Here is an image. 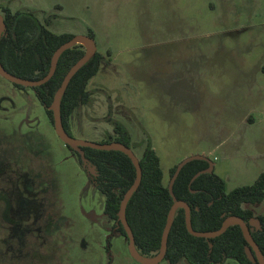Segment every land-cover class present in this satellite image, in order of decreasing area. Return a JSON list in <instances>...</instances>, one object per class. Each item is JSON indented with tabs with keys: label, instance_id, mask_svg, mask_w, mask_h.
Listing matches in <instances>:
<instances>
[{
	"label": "rangeland",
	"instance_id": "rangeland-1",
	"mask_svg": "<svg viewBox=\"0 0 264 264\" xmlns=\"http://www.w3.org/2000/svg\"><path fill=\"white\" fill-rule=\"evenodd\" d=\"M0 1L55 33L93 32L104 58L87 85L89 102L70 117L75 139L100 142L121 123L137 156L150 140L165 183L172 166L197 156L212 162L226 192L264 171V0ZM22 132L49 163L40 176L7 162L0 174V264H142L113 232L103 196L34 91L0 76L2 159L13 156L1 151ZM244 206L264 213V200Z\"/></svg>",
	"mask_w": 264,
	"mask_h": 264
},
{
	"label": "trees",
	"instance_id": "trees-1",
	"mask_svg": "<svg viewBox=\"0 0 264 264\" xmlns=\"http://www.w3.org/2000/svg\"><path fill=\"white\" fill-rule=\"evenodd\" d=\"M3 28L0 35V64L9 73L30 80H39L49 71L51 56L62 43L70 40V33H55L48 29L47 22H41L28 10H12L0 1ZM87 36L92 38L93 32ZM79 43L66 48L57 58L54 72L43 84L31 87L53 124L49 109L53 96L68 69L85 53ZM109 54V53H108ZM104 56L94 54L74 73L59 102L60 119L63 129L70 134V117L74 110L90 100L87 85L97 74ZM264 70V66H263ZM19 89L27 87L14 84ZM118 141L133 149L129 131L121 124L114 123L113 133L100 141ZM143 149L138 157L141 180L129 198L125 215L134 236L137 252L147 259L155 257L159 251L163 227L168 211L175 201H184L190 208V223L194 230L213 232L218 230L229 216H238L245 222L256 217L260 228L251 227L250 233L264 259V213L255 214L245 204H259L264 200V171L247 185H239L225 191V181L214 172L202 173L191 181L193 175L208 167L206 158H193L180 169L174 183L173 196L164 182L160 158L148 138L143 139ZM74 152L80 164L86 169L93 168L89 180L103 196V213L113 222L115 232L126 238V233L118 220L119 205L125 191L135 178V167L131 159L117 149H94L82 147L87 162L78 152ZM175 164L169 170L173 175ZM248 243L238 224L233 223L217 236L198 237L188 232L185 224L184 208L178 207L172 219L167 237L163 260L178 264L186 260L189 264H223L231 258L239 264H260L251 261L246 254Z\"/></svg>",
	"mask_w": 264,
	"mask_h": 264
},
{
	"label": "water",
	"instance_id": "water-1",
	"mask_svg": "<svg viewBox=\"0 0 264 264\" xmlns=\"http://www.w3.org/2000/svg\"><path fill=\"white\" fill-rule=\"evenodd\" d=\"M3 17L0 14V35L2 32V28H3ZM81 39H85L88 42V46L85 47L86 51L85 53L68 69V71L66 72V74L64 75L59 87L57 88L54 96H53V100L52 103L49 107V109H51L52 111V117H53V126H54V130L56 132V134L58 135V137L69 147H71L72 149H74L75 151H77L82 159V161L84 163L87 162V159L84 156L82 147H91L94 149H103V150H107V149H117L120 150L122 152H124L132 161L134 167H135V178L134 181L132 182V184L130 185V187L125 191L122 200L120 202L119 205V210H118V220L120 221L121 225L123 226L125 233H126V237L128 239V249L130 254L132 255V257L134 259H136L137 261H139L142 264H157L158 262H160L165 255V249H166V244H167V237H168V233L171 227V223H172V219L174 216V212L178 207H183L184 208V215H185V224H186V228L188 230L189 233H191L194 236H198V237H213V236H217L220 235L227 226H229V222L233 221V223H236L240 226L241 231L248 243L247 246H245V251L247 254V257L251 260H257L260 264H264V259L262 257V254L256 244V242L254 241V239L251 236L250 233V229L248 227V225H250L251 227H255V228H260V222L256 217H252L248 220V222H245L243 219H241L238 216H229L227 217L221 227L213 232H202V231H196L192 228L191 223H190V208L189 205L184 202V201H175L173 202V204L171 205L167 217H166V222L165 225L163 227V231H162V235H161V240H160V247H159V251L157 253V255L155 257H153L154 259L151 261H146L145 257L141 256L137 250L135 249L134 246V236L132 233V230L130 228V226L128 225L127 219H126V215H125V208H126V204L129 200V198L131 197V195L133 194V192L136 190V188L138 187L140 180H141V167L139 164V159L137 157V155L133 152V150L126 146L125 144L118 142V141H110V142H94V141H88V140H81V139H75L74 137H72L71 135H69L62 127L61 124V119H60V112H59V102H60V98L66 88V86L68 85L70 79L72 78V76L74 75V73L94 54V52L96 51V47H95V43L93 41L92 38L88 37L87 35H77V36H73L70 40L62 43L59 47H57L55 49V51L53 52L52 56H51V61H50V68L48 73L41 79L39 80H30V79H25L16 75H13L9 72H7L2 65L0 64V76H2L3 78L9 80L12 83L18 84V85H22V86H27V87H34V86H38L40 84H43L44 82H46L48 79H50V77L52 76L53 72H54V68L56 65V61L58 56L66 49L71 47L73 44L75 43H79L78 41ZM193 158H199L197 157H191V158H185L183 160H181L179 163H177L175 171L173 173V175L171 176L169 182H168V190L170 192V194L173 196V183L181 169V167L188 162L189 160L193 159ZM201 158H205V157H201ZM207 159V158H206ZM208 160V167L205 169H202L198 172H196L193 177L191 178V181L196 178L198 175L202 174V173H207V172H211L213 170V165L212 162ZM232 223V224H233ZM151 259V258H149Z\"/></svg>",
	"mask_w": 264,
	"mask_h": 264
},
{
	"label": "flooded vegetation",
	"instance_id": "flooded-vegetation-1",
	"mask_svg": "<svg viewBox=\"0 0 264 264\" xmlns=\"http://www.w3.org/2000/svg\"><path fill=\"white\" fill-rule=\"evenodd\" d=\"M4 4H8V3L6 2ZM44 22H47V21H44ZM13 84H15V83H13ZM25 87H27V86H25ZM17 89H19V88H17ZM19 90H23V89H19ZM14 130L15 129H13L12 132L9 133V135L16 134ZM5 133H8V132H5ZM20 135H21V141L19 144L10 143V144L4 146L5 149L1 151L2 153H4L6 150L9 149V151L12 152L13 156L10 157V159L9 158L6 159L5 157H4V159H2V156L0 154V174L3 172H6L5 169L8 168V166H6V162H7L8 165L9 164L10 165H17V164L25 165L28 168V169L24 170L25 176H27V174H29L30 171H33V170H31L33 168L37 169L36 176H40V174L43 172V170L46 171L45 167H47L48 163H49L47 151H46V149L42 148L41 145L34 138L30 137V135H31L30 132H22ZM88 168H92V167L88 166L85 169V171L87 172L88 177H89L90 174L93 173V168H92V171H89ZM0 176L2 177V175H0ZM2 178H4V177H2ZM29 194L34 196L37 193L36 192L31 193L30 192ZM28 213H29V216L31 215V213H34L33 199L31 198V196L29 199ZM28 218H30V217H28ZM112 230H113V232H115L113 228H112ZM115 233H117V232H115ZM126 241L128 244V239ZM107 249H108V247H107ZM151 259L153 260L154 258L152 257ZM110 263L111 262L109 261L108 264H110Z\"/></svg>",
	"mask_w": 264,
	"mask_h": 264
},
{
	"label": "bare ground",
	"instance_id": "bare-ground-1",
	"mask_svg": "<svg viewBox=\"0 0 264 264\" xmlns=\"http://www.w3.org/2000/svg\"><path fill=\"white\" fill-rule=\"evenodd\" d=\"M80 44H82V45H84L85 47H87L88 46V42L85 40V39H81V40H79L78 41ZM233 223V221H230L229 222V224H232ZM146 261H151L152 259H145Z\"/></svg>",
	"mask_w": 264,
	"mask_h": 264
},
{
	"label": "crops",
	"instance_id": "crops-1",
	"mask_svg": "<svg viewBox=\"0 0 264 264\" xmlns=\"http://www.w3.org/2000/svg\"><path fill=\"white\" fill-rule=\"evenodd\" d=\"M226 262V261H225ZM225 262L223 264H225Z\"/></svg>",
	"mask_w": 264,
	"mask_h": 264
}]
</instances>
